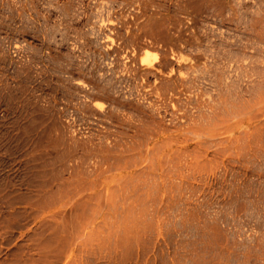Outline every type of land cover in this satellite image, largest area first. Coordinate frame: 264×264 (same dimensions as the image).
Here are the masks:
<instances>
[{"label":"rangeland","instance_id":"374dc122","mask_svg":"<svg viewBox=\"0 0 264 264\" xmlns=\"http://www.w3.org/2000/svg\"><path fill=\"white\" fill-rule=\"evenodd\" d=\"M0 264H264V0H0Z\"/></svg>","mask_w":264,"mask_h":264},{"label":"bare ground","instance_id":"6f19581e","mask_svg":"<svg viewBox=\"0 0 264 264\" xmlns=\"http://www.w3.org/2000/svg\"><path fill=\"white\" fill-rule=\"evenodd\" d=\"M142 61L151 63L152 62V59L149 57V55H143L142 56Z\"/></svg>","mask_w":264,"mask_h":264}]
</instances>
